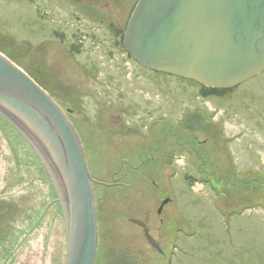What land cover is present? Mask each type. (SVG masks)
<instances>
[{
  "label": "rangeland",
  "instance_id": "rangeland-1",
  "mask_svg": "<svg viewBox=\"0 0 264 264\" xmlns=\"http://www.w3.org/2000/svg\"><path fill=\"white\" fill-rule=\"evenodd\" d=\"M75 13L63 0H0V52L41 70L70 111L97 183L94 264H264V72L207 99L190 80L139 65L133 77L123 56L104 55L105 28ZM76 33L85 38L67 58ZM80 63L97 68L94 78ZM166 199L151 235L168 257L130 224L153 227ZM65 235L48 175L0 119V264H64Z\"/></svg>",
  "mask_w": 264,
  "mask_h": 264
},
{
  "label": "water",
  "instance_id": "water-1",
  "mask_svg": "<svg viewBox=\"0 0 264 264\" xmlns=\"http://www.w3.org/2000/svg\"><path fill=\"white\" fill-rule=\"evenodd\" d=\"M123 47L148 70L232 89L264 72V0H138ZM0 117L28 144L55 190L66 233L64 264H94L95 181L79 136L48 93L2 53Z\"/></svg>",
  "mask_w": 264,
  "mask_h": 264
},
{
  "label": "flooded vegetation",
  "instance_id": "flooded-vegetation-1",
  "mask_svg": "<svg viewBox=\"0 0 264 264\" xmlns=\"http://www.w3.org/2000/svg\"><path fill=\"white\" fill-rule=\"evenodd\" d=\"M63 1H65L66 5H68L69 7H73L77 13H79L81 15H85L88 18H91L95 23H97L100 26H103L105 28V31L107 32V35H108L107 41L109 44H108V47H106L102 44H101V46H103L104 49H109V50L105 51L104 55L108 58H110V56H114L115 54H119L120 56H123L127 62L131 63V66H132L131 71L132 72L130 74H131V76L134 77L135 75H134L133 71L135 70V67L133 65L138 66L139 64L136 61H134L130 57V55L125 51V49L123 47V37H124V32H125L128 20L130 18V15H131V13H132V11H133L138 0H63ZM113 11L116 13L115 15L109 14V12H113ZM77 13L74 14V18L78 21L79 16ZM96 26H98V25H96ZM57 36L60 40L61 39L65 40L64 35L57 34ZM73 38H76L77 43H72V44L68 45V51H67L68 57L67 58L71 57L74 59V55L76 56L77 54H79V46L82 43L81 38H85V36H82L80 33H76L73 35ZM114 49H116V51H114ZM75 65H76V63H75ZM78 67H79V70L82 72L83 77L94 78L93 76L96 74L95 72L97 70V68L95 66L91 65L89 67V66L82 65L80 63V65H78ZM144 69H146V68H144ZM149 71H151V70H149ZM54 85L57 88V84L54 83ZM51 98L54 100L55 97L51 96ZM81 99H82V97H81ZM80 105H81V102H80ZM61 109L66 114V116L68 118V115H70V111L68 109H65V110H63V108H61ZM97 116H98V114H95L93 117L83 114L82 119L85 121L93 122L97 119ZM0 119L3 123L8 125L1 117H0ZM95 183H94V186H95ZM101 185L106 186V187H114L115 185H122V184H120L119 181L116 180V182L114 181V182H111L109 184L108 183H101ZM164 205L162 206L161 209H163ZM160 206H159V208H160ZM159 208H158V210H159ZM158 210L156 211V213L154 215L153 227L152 226L151 227L143 226V225L138 224L134 221H130V224H132L133 226L138 228L139 231H141L142 236L145 240V243L154 253H156L159 256L168 257L169 254H166V252L162 249V247L160 246L158 241L151 235L152 233H157L159 231V229L158 230L154 229L156 222L159 224V228L161 226L160 212L158 213ZM158 215H159V217H158ZM181 234H182V231L180 230V227H177V229L174 228L171 238H173V240H175V245L177 244L178 240L181 239ZM146 236H148L159 247V250H156L152 246H150V244L147 242Z\"/></svg>",
  "mask_w": 264,
  "mask_h": 264
},
{
  "label": "trees",
  "instance_id": "trees-1",
  "mask_svg": "<svg viewBox=\"0 0 264 264\" xmlns=\"http://www.w3.org/2000/svg\"><path fill=\"white\" fill-rule=\"evenodd\" d=\"M5 42V41H3ZM42 73L44 74L41 70H37L36 68L33 69H29V71L27 72V74L42 88L44 89L49 95L50 97L51 95V85L49 86V84H51V82L47 79L46 81H42L39 77V74ZM232 89H227V90H214V89H207L204 88L202 86H200V90H201V95L204 96L206 99L211 97V96H216L215 94H217V96L222 95L226 92H229ZM53 188V187H52Z\"/></svg>",
  "mask_w": 264,
  "mask_h": 264
}]
</instances>
